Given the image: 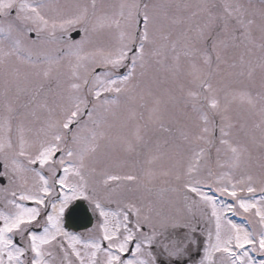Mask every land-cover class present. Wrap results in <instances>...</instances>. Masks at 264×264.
I'll use <instances>...</instances> for the list:
<instances>
[{
  "label": "snow or ice",
  "instance_id": "snow-or-ice-1",
  "mask_svg": "<svg viewBox=\"0 0 264 264\" xmlns=\"http://www.w3.org/2000/svg\"><path fill=\"white\" fill-rule=\"evenodd\" d=\"M43 36L62 53L46 67L26 47ZM66 57L70 76L53 93L45 84ZM222 65L235 86L213 83ZM163 73L186 78V110L170 112L177 97L146 87L144 134L137 126L133 139L113 137L120 98ZM0 89V264H264V186L259 199L255 186L264 185V0H0ZM234 102L259 116L258 141L235 138ZM149 133L176 185L156 199L128 198L140 177L100 157L112 146L148 147ZM253 148L260 176H237ZM76 201L97 217L87 236L65 229ZM228 213L248 214L250 227Z\"/></svg>",
  "mask_w": 264,
  "mask_h": 264
},
{
  "label": "rangeland",
  "instance_id": "rangeland-1",
  "mask_svg": "<svg viewBox=\"0 0 264 264\" xmlns=\"http://www.w3.org/2000/svg\"><path fill=\"white\" fill-rule=\"evenodd\" d=\"M60 2H64V0H60ZM98 2L104 4H118L121 0H98ZM173 2L183 3L187 2V0H173ZM254 2L258 3V0H254ZM81 35L73 40H79ZM26 47L31 49L33 61L41 65V67H46L48 61L56 60L62 55V53L58 51V49L61 48V45L51 42L46 36L41 37L35 45L27 44ZM72 59L73 58L66 57L60 60L59 65L53 66L54 70L52 77L45 84L46 89L51 88L54 93L57 91L58 81L62 86L67 83L71 72L70 60ZM25 66L26 69L22 66V70L24 69L25 72L33 71L27 65ZM182 66L183 72L186 73L188 71V65L182 61ZM221 67L222 75L214 78L213 83L219 87H223L225 85H228L229 87L235 86L231 84L230 80L225 75L227 69H225L223 65ZM158 79L160 80V83L158 84H153L150 79H146L141 88L134 94L133 98H120L119 106L114 108L117 116L115 120H113L114 126L110 131V134L113 137H127L128 139H133L137 126L140 127L141 134H144V126L148 124V110L152 107V97L146 94V87H151L154 95L161 96L165 100H167V92H170L173 96L177 97V103L175 106H173L171 102L168 103V110L170 112L179 114L180 112L186 110L184 104L179 102V97L181 96L179 85L181 83L186 84V78L181 75L179 78L174 80L170 73H163L158 77ZM256 79L257 81L259 80V69H257L256 72ZM141 93H145L142 99ZM219 95L221 101L223 102L224 93L220 92ZM141 105H143V107H141ZM133 113H135V115H133ZM141 114H143V119H141ZM229 115L235 124V128L233 129L235 138L242 142H250V138L254 136L257 141L259 140L260 132L255 128V124L259 123L258 115L250 113L247 106L241 105L239 102L231 104ZM181 119H183V117H181ZM217 119L219 118L217 117ZM157 139L158 136L149 133L146 136L148 147L141 146L133 153H126L120 146H112L106 148L104 150L105 155L100 157L105 163H118L120 165V171H132L140 177L141 187L139 189L133 188L132 191L126 192L125 195L128 198L144 196L146 199H156L161 188L167 189L176 185L175 180L171 176L162 175L164 171H167L171 167L172 161L169 158V155H160V153H157L154 150L152 145ZM153 156H159V158L152 160V162L149 163V160H151ZM261 157V150L253 148L250 167H242L239 171H237L236 175L252 174L255 177H259L261 174V168L259 167ZM214 158L215 153L213 152V159ZM100 166L102 165H98V167ZM149 172L155 173V175L149 176L147 174ZM255 186L257 187L256 199H259L261 195L259 190L264 185L257 183ZM145 188H151L153 191L151 193H147ZM205 190L207 191V189ZM172 195L173 194L171 192L164 193L166 198ZM219 199L225 200L227 203L233 202L230 198L219 197ZM112 207L114 208L115 205ZM227 215L234 223L250 227L248 225V214L232 215L231 213H228ZM96 222L97 221H95L93 225H95ZM87 235H89V233L85 236ZM259 258L261 259L260 256ZM259 258L257 260H259Z\"/></svg>",
  "mask_w": 264,
  "mask_h": 264
},
{
  "label": "water",
  "instance_id": "water-1",
  "mask_svg": "<svg viewBox=\"0 0 264 264\" xmlns=\"http://www.w3.org/2000/svg\"><path fill=\"white\" fill-rule=\"evenodd\" d=\"M78 34L77 31H73L71 33V36H76ZM71 220L74 221V225L75 227H82V226H86L88 224H90L91 222V216L90 214L86 211L85 206H83L80 203H76L75 205H73L68 214H67V218L66 221L70 222Z\"/></svg>",
  "mask_w": 264,
  "mask_h": 264
},
{
  "label": "flooded vegetation",
  "instance_id": "flooded-vegetation-1",
  "mask_svg": "<svg viewBox=\"0 0 264 264\" xmlns=\"http://www.w3.org/2000/svg\"><path fill=\"white\" fill-rule=\"evenodd\" d=\"M30 38H31L32 40H36V39H37L34 33H32V36L30 35ZM37 41H39V40H37ZM13 66H14V65H13ZM11 67H12V66H10L9 70H11ZM24 69H26V66H24ZM24 69H23V70L21 69V70L24 71ZM0 90H2V89H0ZM76 203H80V204H82L83 206L85 205V206L88 208V210L90 211V213H91V215H92V219H93V222H92V224H91L90 226H88V227H84V228H74V226H73V225H74L73 220H71L70 222H67V221H66L67 214H68V210L70 209L71 206L75 205ZM28 206H31V205L29 204ZM95 221H97V217H96L95 215L92 214L91 209H90L88 203H87L86 201H76V202H73V203L69 206L68 209H66V212H65V215H64V221H63V222H64V225H65V229H66V231H69V232H71V233H73V234L86 235L87 233H89V230L92 229V227H93V223H94ZM93 234H94V233H93Z\"/></svg>",
  "mask_w": 264,
  "mask_h": 264
}]
</instances>
